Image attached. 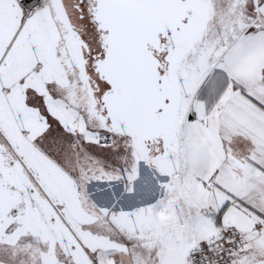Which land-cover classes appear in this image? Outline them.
Listing matches in <instances>:
<instances>
[{"label": "snow or ice", "instance_id": "snow-or-ice-1", "mask_svg": "<svg viewBox=\"0 0 264 264\" xmlns=\"http://www.w3.org/2000/svg\"><path fill=\"white\" fill-rule=\"evenodd\" d=\"M0 264H264V0H0Z\"/></svg>", "mask_w": 264, "mask_h": 264}]
</instances>
